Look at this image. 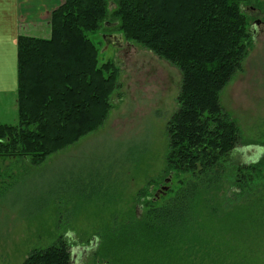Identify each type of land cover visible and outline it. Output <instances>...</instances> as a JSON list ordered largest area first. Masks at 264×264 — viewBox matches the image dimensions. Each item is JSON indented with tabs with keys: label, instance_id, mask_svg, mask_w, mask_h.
Masks as SVG:
<instances>
[{
	"label": "trees",
	"instance_id": "trees-1",
	"mask_svg": "<svg viewBox=\"0 0 264 264\" xmlns=\"http://www.w3.org/2000/svg\"><path fill=\"white\" fill-rule=\"evenodd\" d=\"M110 2L65 0L53 12L50 39L18 38L19 124L0 122V154L30 155L39 163L104 123L119 69L111 61L99 65L89 33L116 24L123 38L182 72L179 107L167 125L168 162L189 177L165 206L115 226L105 239L106 254L122 264H190L185 253L192 251L191 264L206 263L196 249L214 241L211 219L220 207L219 192L229 183L234 193H244L262 165L241 159L245 155L236 160L246 144L221 102L249 54V0H115V21H108ZM22 264H73L71 245L61 237Z\"/></svg>",
	"mask_w": 264,
	"mask_h": 264
},
{
	"label": "rangeland",
	"instance_id": "rangeland-1",
	"mask_svg": "<svg viewBox=\"0 0 264 264\" xmlns=\"http://www.w3.org/2000/svg\"><path fill=\"white\" fill-rule=\"evenodd\" d=\"M110 1L108 21H115L116 4ZM247 6L249 54L221 102L246 144L236 160L245 155L241 159L262 165L244 193H234L229 183L219 192L220 207L211 219L214 241L196 249L208 258L200 264H212L210 258L218 264H264V0H249ZM52 18L53 13L51 36ZM115 26L89 33L99 65L111 61L119 69L104 123L39 163L30 155L0 154V264H22L32 251L61 237L71 245L73 264H122L105 250L115 226L136 223L139 215L165 206L189 177L168 162L167 125L179 107L182 72L126 37L121 45L108 44L106 35L120 33ZM18 88L17 54V77L0 81L1 123L19 124ZM164 186L168 190L155 199ZM185 255L190 264L195 260L194 252Z\"/></svg>",
	"mask_w": 264,
	"mask_h": 264
},
{
	"label": "crops",
	"instance_id": "crops-1",
	"mask_svg": "<svg viewBox=\"0 0 264 264\" xmlns=\"http://www.w3.org/2000/svg\"><path fill=\"white\" fill-rule=\"evenodd\" d=\"M65 0H0V81L17 77L18 38H50L51 16Z\"/></svg>",
	"mask_w": 264,
	"mask_h": 264
},
{
	"label": "water",
	"instance_id": "water-1",
	"mask_svg": "<svg viewBox=\"0 0 264 264\" xmlns=\"http://www.w3.org/2000/svg\"><path fill=\"white\" fill-rule=\"evenodd\" d=\"M108 25H109V23H108ZM106 38H107V43L108 44L113 43L115 45H121L122 42H123V35L122 34H117V33L116 34H108V35H106ZM166 190H168V187L167 186H164L162 189H160L156 193L155 199L160 196V193L166 192Z\"/></svg>",
	"mask_w": 264,
	"mask_h": 264
},
{
	"label": "flooded vegetation",
	"instance_id": "flooded-vegetation-1",
	"mask_svg": "<svg viewBox=\"0 0 264 264\" xmlns=\"http://www.w3.org/2000/svg\"><path fill=\"white\" fill-rule=\"evenodd\" d=\"M247 7H248V6H247ZM259 24H262V23H259ZM255 25H256V26H255L254 28H256V29H257V26H258V24H257V23H255Z\"/></svg>",
	"mask_w": 264,
	"mask_h": 264
},
{
	"label": "bare ground",
	"instance_id": "bare-ground-1",
	"mask_svg": "<svg viewBox=\"0 0 264 264\" xmlns=\"http://www.w3.org/2000/svg\"><path fill=\"white\" fill-rule=\"evenodd\" d=\"M124 44V43H123Z\"/></svg>",
	"mask_w": 264,
	"mask_h": 264
}]
</instances>
